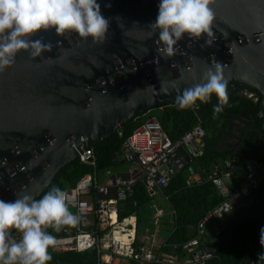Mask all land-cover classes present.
Wrapping results in <instances>:
<instances>
[{"label": "water", "instance_id": "obj_1", "mask_svg": "<svg viewBox=\"0 0 264 264\" xmlns=\"http://www.w3.org/2000/svg\"><path fill=\"white\" fill-rule=\"evenodd\" d=\"M98 2L110 18L102 42L75 31L41 30L31 39L51 43V51L33 58L30 50H21L15 63L0 72V199H36L82 147L94 149L125 122L176 102L185 88L203 82L217 62L229 79L228 89L239 87L244 97L261 98L252 120L228 124L217 150L235 152L252 132L259 135L256 147L262 145L264 0H214L212 46L205 45L206 34L197 38L186 33L167 58L158 51L164 47L159 29L150 27L160 0ZM204 142L205 137L198 142L200 155ZM223 160H214L210 170ZM245 162L264 166L254 159ZM246 201L237 200L231 208ZM199 239L210 243L216 235L207 226Z\"/></svg>", "mask_w": 264, "mask_h": 264}, {"label": "built area", "instance_id": "obj_2", "mask_svg": "<svg viewBox=\"0 0 264 264\" xmlns=\"http://www.w3.org/2000/svg\"><path fill=\"white\" fill-rule=\"evenodd\" d=\"M204 137V128L196 123L172 140L156 119L148 118L123 141L115 155L116 160L127 164L125 170L98 169L93 149L87 151L82 147L77 159L89 165L92 172L82 176L74 186L63 189L74 197V206L70 209L80 218L79 223L75 227L65 226L59 232L53 229L56 243L50 250L83 252L95 248L97 264H206L215 251L203 247L199 239L207 223L211 219L223 220L232 209V203L258 189L264 179V166L243 162V175L232 185L236 164L233 158L226 157L220 169L215 168L202 176L195 171L193 161L200 155L198 142ZM185 167L188 172L186 187L210 181L221 201L198 220L192 238L181 244L169 243L167 236L159 235L160 228L165 227L162 222L167 214L169 232L175 228V211L164 190ZM214 179H221L220 187L213 183ZM137 183H141L149 198L147 207L152 209L151 214H144L151 226L144 223L140 229L135 210L120 215L128 207L137 208ZM160 202L167 203L168 209ZM11 234L20 239L15 229ZM164 247L169 249L164 250Z\"/></svg>", "mask_w": 264, "mask_h": 264}, {"label": "clouds", "instance_id": "obj_3", "mask_svg": "<svg viewBox=\"0 0 264 264\" xmlns=\"http://www.w3.org/2000/svg\"><path fill=\"white\" fill-rule=\"evenodd\" d=\"M214 0H160L158 15L150 24L159 29L158 49L167 58L174 54V45L187 33L192 37L206 34V46H212L215 12L210 7ZM106 7H111L110 4ZM110 18L102 14L98 0H0V72L15 63L21 50H30L33 58L51 51V43L31 39L41 30L55 29L58 34L75 31L80 37H91L102 42L108 32ZM229 79L223 65H212L204 74L203 82L185 88L177 96L178 109L198 107L197 101L207 103L213 94L218 104L213 106L214 115L223 111L229 103ZM161 91H166L162 87ZM213 183L220 187L221 179ZM74 197L59 187H53L41 198L30 195L12 201L0 199V264H47L53 259L49 249L55 246V237L47 231L59 232L63 227H75L79 217L70 206ZM20 233L15 239L11 230ZM260 244L264 246V228L260 230ZM264 261V253L258 255Z\"/></svg>", "mask_w": 264, "mask_h": 264}, {"label": "trees", "instance_id": "obj_4", "mask_svg": "<svg viewBox=\"0 0 264 264\" xmlns=\"http://www.w3.org/2000/svg\"><path fill=\"white\" fill-rule=\"evenodd\" d=\"M240 90L239 87L228 89L229 103L224 106L222 112L216 115L213 113V106L218 104V98L215 94L207 103L197 101L198 107L195 108L180 110L176 102L154 108L158 111L156 120L172 140L182 136L196 123H200L204 128L203 153L194 158L193 161L195 171L202 176H206L211 171L210 167L213 161L219 157L225 159L231 156L236 163L235 171L240 175L244 172L243 162L246 159H254L264 163V136L262 145L256 147L259 140V135L256 132L249 133L245 138V144L237 147L235 152L217 150L218 142L222 136L227 134L230 122L242 119L250 121L259 111L261 98L258 100L246 98ZM148 113L125 122L118 132L105 138L94 147L93 151L96 155L98 169L117 168L122 163L115 159V155L120 151L123 141L135 128L148 118H153L150 112ZM261 123L264 124L263 121ZM90 172H92V168L89 165L76 159L64 166L46 191L36 199L41 198L53 187H59L63 190L66 186H74L82 176ZM187 173V167L179 171L164 190V193L169 195V203L175 211V228L167 236L169 243L181 244L192 238L196 233L198 220L221 201L215 186L210 181L186 187ZM136 193L137 208L128 207L124 212L121 211L120 215L135 210L138 215V228L140 229V226L147 220L143 211H148L149 198L141 183H137ZM247 198H249L248 202L250 203L231 209L221 220L219 230L216 233V240L211 243L215 249L214 257L207 260L206 264H250L256 259V248L261 245L260 230L264 228V179L259 188L253 190ZM47 231L53 233L52 228L47 229ZM168 249V247H164V250ZM49 253L53 259L47 264H97L95 248L83 252H53L49 249Z\"/></svg>", "mask_w": 264, "mask_h": 264}, {"label": "crops", "instance_id": "obj_5", "mask_svg": "<svg viewBox=\"0 0 264 264\" xmlns=\"http://www.w3.org/2000/svg\"><path fill=\"white\" fill-rule=\"evenodd\" d=\"M215 168H217V169H220L221 168V166L220 165H218L217 167H214V169ZM213 169V170H214ZM212 170V171H213ZM236 170V169H235ZM236 172V171H235ZM234 172V174L231 176V184L232 185H234L235 183H236V181L238 180V178L239 177H241V175L243 174V173H241V175H240V173H235ZM246 201L247 200V197H243V198H241L240 200H238V201ZM248 203H250V202H248ZM247 203V201L246 202H244L243 203V205L244 204H248ZM160 204H161V206L162 207H164V208H166V209H168V207H169V205L167 204V203H165V202H160ZM144 213L143 214H146L147 212H149L148 214H151L152 213V209H149L148 208V211L146 212V210L145 211H143ZM168 218H169V214H167L166 216H164V223H167V225L169 224V222H168ZM218 221H220V220H212V221H210L209 223H207V226H209L211 229H212V231H213V234L214 235H216V233H217V231H218V229H219V226H220V222H218ZM169 228V227H168ZM168 233H170L169 231H168ZM164 234H165V232H164ZM162 236H168L167 234H165V235H162ZM210 240V243L209 242H207V241H202V243H201V245L203 246V247H205V248H210V246H211V243H212V241H211V239H209ZM260 253H264V246H262V245H260L258 248H256V259H254L253 260V262H255V264H264V261H258V255L260 254Z\"/></svg>", "mask_w": 264, "mask_h": 264}, {"label": "rangeland", "instance_id": "obj_6", "mask_svg": "<svg viewBox=\"0 0 264 264\" xmlns=\"http://www.w3.org/2000/svg\"><path fill=\"white\" fill-rule=\"evenodd\" d=\"M149 114V113H148ZM150 114L151 116L156 119V116L158 114V111L156 109H153L150 111ZM127 167V164L126 163H121L117 168L115 167L114 169H122V170H125ZM68 186H66L67 188ZM164 223V222H162ZM146 224H148L149 226H151L150 223L146 222ZM165 224V227H161L160 230H159V235H165V234H168V231H169V228L167 226V223H164ZM165 232V234H164Z\"/></svg>", "mask_w": 264, "mask_h": 264}, {"label": "flooded vegetation", "instance_id": "obj_7", "mask_svg": "<svg viewBox=\"0 0 264 264\" xmlns=\"http://www.w3.org/2000/svg\"><path fill=\"white\" fill-rule=\"evenodd\" d=\"M254 100H258V99H254ZM255 114H256V113H255ZM234 147H235V145L233 146V148H234ZM223 151H227V150H224V149H223Z\"/></svg>", "mask_w": 264, "mask_h": 264}]
</instances>
